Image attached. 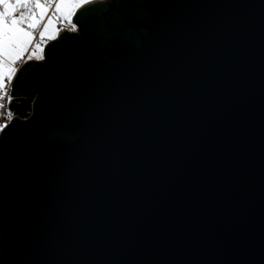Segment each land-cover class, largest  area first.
Masks as SVG:
<instances>
[{
  "label": "water",
  "instance_id": "95a60500",
  "mask_svg": "<svg viewBox=\"0 0 264 264\" xmlns=\"http://www.w3.org/2000/svg\"><path fill=\"white\" fill-rule=\"evenodd\" d=\"M77 20L11 85L0 264H264V0Z\"/></svg>",
  "mask_w": 264,
  "mask_h": 264
},
{
  "label": "snow or ice",
  "instance_id": "6c2138e0",
  "mask_svg": "<svg viewBox=\"0 0 264 264\" xmlns=\"http://www.w3.org/2000/svg\"><path fill=\"white\" fill-rule=\"evenodd\" d=\"M97 2L0 0V135L15 118L6 102L11 104L13 99L10 85L20 71L19 62L45 61L46 42L57 40L61 32L78 31V20L74 22L77 11Z\"/></svg>",
  "mask_w": 264,
  "mask_h": 264
},
{
  "label": "built area",
  "instance_id": "2783aa9c",
  "mask_svg": "<svg viewBox=\"0 0 264 264\" xmlns=\"http://www.w3.org/2000/svg\"><path fill=\"white\" fill-rule=\"evenodd\" d=\"M70 31V30H69ZM71 32V31H70ZM24 65V62H20L19 64H18V67L19 68H21V66H23ZM10 88H11V85H10ZM6 106L8 107V104H7V102H6ZM14 112V111H13ZM14 117H17V115L16 114H14Z\"/></svg>",
  "mask_w": 264,
  "mask_h": 264
},
{
  "label": "rangeland",
  "instance_id": "374dc122",
  "mask_svg": "<svg viewBox=\"0 0 264 264\" xmlns=\"http://www.w3.org/2000/svg\"><path fill=\"white\" fill-rule=\"evenodd\" d=\"M50 32L52 31L51 29L49 30ZM68 32H70V31H68ZM72 33H76V32H73V31H71ZM70 32V33H71ZM37 42H39V41H37ZM50 41H47L46 43L48 44ZM33 51H34V49H33ZM33 61H35V59H33ZM20 62H24V60H21ZM19 62V63H20ZM25 63V62H24ZM14 99V98H13ZM16 118H18V116L16 117Z\"/></svg>",
  "mask_w": 264,
  "mask_h": 264
}]
</instances>
